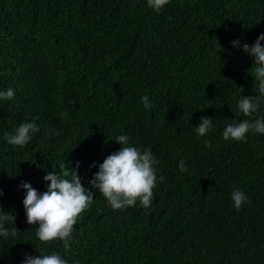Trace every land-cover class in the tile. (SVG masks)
Returning a JSON list of instances; mask_svg holds the SVG:
<instances>
[{"label": "trees", "instance_id": "obj_1", "mask_svg": "<svg viewBox=\"0 0 264 264\" xmlns=\"http://www.w3.org/2000/svg\"><path fill=\"white\" fill-rule=\"evenodd\" d=\"M261 33L264 0H170L159 13L146 0H0V90L15 91L0 100V208L18 231L0 237V264L53 251L69 264H264V134L222 136L227 124L264 114V103L253 117L238 110L258 93L252 56L231 43ZM201 117L213 127L198 137ZM32 121L40 132L27 145L7 143ZM121 134L159 160L165 180L151 207L113 211L92 189L70 247L41 244L22 182L43 192L47 173L79 161L91 188ZM236 189L250 201L239 211Z\"/></svg>", "mask_w": 264, "mask_h": 264}, {"label": "clouds", "instance_id": "obj_2", "mask_svg": "<svg viewBox=\"0 0 264 264\" xmlns=\"http://www.w3.org/2000/svg\"><path fill=\"white\" fill-rule=\"evenodd\" d=\"M170 0H146L147 6L159 13ZM264 33H261L253 44L241 43L239 39L233 40V47H241L253 58V65L248 72L255 79V96H242L238 101V110L244 116L253 117L254 113L264 103ZM15 96L12 88L0 90V100H11ZM145 109L151 110L153 105L149 96L141 98ZM213 121L208 117H201V122L196 126L198 137L209 133ZM40 132L39 125L35 122L20 124L13 133H6L5 139L9 145L23 148ZM248 133L264 134V114H258L253 119H245L238 123H229L225 126L222 136L225 141H245ZM115 140L122 145L117 151L106 156L99 165V171L94 174L89 183L91 188H86L78 174L80 162L76 161V168L68 167L64 162L59 164L60 171L47 173L44 180L49 182L47 190L41 192L31 183L22 182L20 187L26 190L23 207L27 223L36 225L35 236L41 244H49L60 240L65 249L70 247L74 225L78 217L91 207L94 200L92 189H98L103 195L108 206L113 210H123L139 205L149 208L154 199V190L163 183L165 178L158 176L159 160L155 158L151 149H138L129 145L127 135H118ZM205 147H211L210 142ZM95 166V165H93ZM179 170L187 172L188 169L183 159L179 162ZM2 195V190H0ZM231 199L234 207L239 211L245 202H250L245 193L239 189L232 191ZM15 223V215L4 212L0 208V237L5 239L16 238V227H6ZM41 252V251H40ZM22 264H69V261L58 252L50 254L41 252V255H26Z\"/></svg>", "mask_w": 264, "mask_h": 264}]
</instances>
